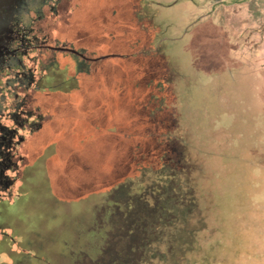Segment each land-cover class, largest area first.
<instances>
[{"label":"rangeland","instance_id":"obj_1","mask_svg":"<svg viewBox=\"0 0 264 264\" xmlns=\"http://www.w3.org/2000/svg\"><path fill=\"white\" fill-rule=\"evenodd\" d=\"M125 2H117L118 7L115 3L124 7V42L120 37L114 42L92 37L98 29L92 25L110 17L108 4L105 11L81 15L86 27L82 25L80 33L66 22L60 27L75 32L68 35L78 46H90L94 38L92 47L127 57L104 61L89 75L77 74L72 58L59 57L54 71H45L56 76L59 87L51 118L46 119L43 133L34 136L45 165L35 168L31 180L22 185L32 190L39 205L49 206L43 211L64 214L62 235L53 244L57 247L53 264L58 262V249L64 256L62 264L95 262L99 257L103 232L110 228L104 219L97 241L89 233L93 225L97 227V206L112 192L114 181L129 175L135 141L149 129L147 111L159 107V102H150L157 95L155 81L164 72L168 75L167 67L177 76L160 118L169 123L177 111L183 120L204 126L213 119L214 127L226 133L218 138L223 145L217 151H226L229 140L236 150V157L223 162L218 154V163L213 162L215 170L224 174L216 188L200 189L202 207L176 244L185 253L180 264H264V0H146L152 11L142 13L144 19L141 12L128 10ZM138 23L147 25L142 38ZM116 24H121L114 23L119 35L122 27ZM136 77L155 81L134 89ZM220 77L230 95L214 92ZM76 86H83L78 96L72 92ZM237 98L239 104H246V112L240 110ZM72 250L79 256L71 255ZM16 256L7 263L18 264ZM32 264L41 263L33 259Z\"/></svg>","mask_w":264,"mask_h":264},{"label":"flooded vegetation","instance_id":"obj_2","mask_svg":"<svg viewBox=\"0 0 264 264\" xmlns=\"http://www.w3.org/2000/svg\"><path fill=\"white\" fill-rule=\"evenodd\" d=\"M85 2L78 5L73 0H13L8 8L0 7V264H9L6 259L16 254L18 264H32L33 259L41 264H53L52 257L57 249L53 244L56 245L57 236L63 232L60 225L63 212L43 211L49 206L39 205L31 194L32 190L22 185L31 180L35 168L38 170L45 165L40 162L41 159L44 161V152L34 146V136L43 133L46 119L51 118L59 88L56 76L45 71H54L59 57L72 58L74 70L79 75L92 74L94 68H102L99 64L104 61L127 57L125 54L105 53L95 45L92 47V37H104L109 42H114L115 38L119 41L117 38L120 37V42L125 41L124 7L117 8V2H125L128 10L141 12V16L147 10L152 11L146 0ZM107 4L112 6L109 8L110 17L101 18L92 25L98 29L91 37L90 46L74 44L68 35L73 31L61 29L60 24L66 22L72 30L80 33L82 25L86 27L81 15L88 10L94 13L100 9L105 11ZM117 21L121 25L116 26L122 27L119 35L114 30ZM139 25L142 38L147 25ZM81 61H85L86 70H78ZM40 63L41 70H38ZM37 73L39 75L35 77ZM72 90L78 96L83 86ZM34 227L38 230L34 231ZM12 249L17 250L13 252ZM70 254L79 256L73 250ZM58 255V262L54 264H62L64 256L60 249Z\"/></svg>","mask_w":264,"mask_h":264},{"label":"trees","instance_id":"obj_3","mask_svg":"<svg viewBox=\"0 0 264 264\" xmlns=\"http://www.w3.org/2000/svg\"><path fill=\"white\" fill-rule=\"evenodd\" d=\"M160 64L157 62V65ZM86 66L85 61H81L78 70H86ZM167 72L168 75L164 72L156 81L149 79L144 82L136 77L133 83L134 89H140L155 81L157 95H153L150 102H159V107H156V112L147 111L150 120L145 128L149 129L141 131L147 133L142 137L138 135L135 141L128 164L129 175L125 177L123 174L120 182L114 181L112 192L97 206V227L93 225L89 233H93L92 237L97 241L96 234L105 224L104 219L110 228L103 232L105 239L100 255L95 262L85 260L82 264L182 263L185 253L176 244L189 230L195 212L202 207L204 200L200 189L206 188V185L216 188V182L220 183V175L224 174L215 170L213 162L218 163V154L223 162L236 157L232 140H225L226 151L223 148L217 151V146L223 145L218 138L226 133L214 127L213 119L204 126V123L183 120L177 111L169 123L160 118L165 110L164 98L169 99L173 95L171 87L177 76L170 74L168 67ZM179 76L181 79L182 75ZM243 89L246 90L245 86ZM214 92L217 96L230 93L223 88L221 77ZM237 102L244 112L246 104H239L238 98ZM249 120L246 123L250 126Z\"/></svg>","mask_w":264,"mask_h":264},{"label":"water","instance_id":"obj_4","mask_svg":"<svg viewBox=\"0 0 264 264\" xmlns=\"http://www.w3.org/2000/svg\"><path fill=\"white\" fill-rule=\"evenodd\" d=\"M12 2L13 0H0V7L6 6L8 8Z\"/></svg>","mask_w":264,"mask_h":264}]
</instances>
